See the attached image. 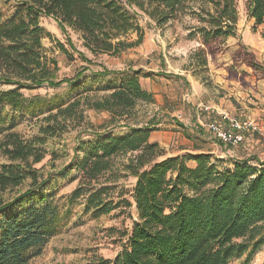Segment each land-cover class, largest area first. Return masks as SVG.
<instances>
[{
	"label": "trees",
	"instance_id": "obj_1",
	"mask_svg": "<svg viewBox=\"0 0 264 264\" xmlns=\"http://www.w3.org/2000/svg\"><path fill=\"white\" fill-rule=\"evenodd\" d=\"M9 1L18 6L11 17L0 15V85L12 87L0 92V264H30L41 257L80 201H84L83 214L94 218L130 208L119 185L127 177L136 179L132 199L139 220L113 260L100 258L89 264H230L244 257L249 263L264 246V163L256 168L249 163L251 159L229 169L211 154L165 157L159 145L150 141L153 121L96 142L78 165V186L58 197L48 192L51 176L44 178L43 168H34L45 159L48 140L61 137L71 125L80 126L87 111L107 113L112 124L129 122L139 103L154 104L155 97L142 87L138 72L128 71L102 97L88 90L55 106L52 99L23 94L45 86L78 88L90 70L82 67L74 79L59 78L58 62L42 43L50 34L40 26L41 17L53 19L64 33L79 34L83 48L94 57H118L142 44V15L162 28L190 14L199 22L190 37L200 44L192 59L205 70L209 59L238 36L236 1ZM247 16L255 22L254 28L263 25L264 0H248ZM58 47L73 60L63 44ZM78 54L92 65L83 53ZM246 57L249 67L260 70L250 54ZM110 74L104 70L98 76ZM8 109L43 122L39 136L26 140L16 132ZM128 155L127 162L117 166V160ZM2 159L7 161L2 163ZM27 182L24 191L21 188ZM7 195L12 196L8 199Z\"/></svg>",
	"mask_w": 264,
	"mask_h": 264
},
{
	"label": "rangeland",
	"instance_id": "obj_2",
	"mask_svg": "<svg viewBox=\"0 0 264 264\" xmlns=\"http://www.w3.org/2000/svg\"><path fill=\"white\" fill-rule=\"evenodd\" d=\"M235 1L239 13L238 36L230 38L224 51L209 59L205 70L198 68L192 59L200 44L197 38L190 37L191 29L199 25L198 20L190 14L183 15L162 28L142 15L139 18L144 31L142 44L118 57H94L83 48L79 34L69 30L64 33L53 19L40 18V26L50 34L42 43L49 55L58 62L59 78L74 79L82 67H90V70L79 81L78 88L66 84L60 88L45 86L35 91H23L26 97L52 99L53 104L58 106L88 90H91V95L106 96L110 93L105 90L110 89V85H114L120 74L127 71L138 72L142 87L155 97L154 104L139 103L129 122L122 120L112 124L107 113L87 111L80 126L71 125L61 137L49 139L45 145V159L34 166L35 169L43 168L44 178L51 176L48 192L52 190L58 197L70 194L81 180L78 165L91 147L109 136H122L128 131L123 129L128 124L131 128L133 125L145 127L153 121L162 122V131L153 129L157 132L156 143L165 157L211 154L215 159L223 160L222 166L229 169H233L236 162L251 159L249 163L256 168H259V163H264V130H245L243 144L232 147L219 143L208 129L210 123L221 121L218 113L228 114L240 123L251 122L259 129L264 128V24L254 28L255 22L247 16L248 0ZM17 6L14 1L0 0V15L3 18L11 17ZM248 34L258 40L259 45L255 49L244 42L249 39ZM132 39L136 40V36ZM58 43L63 44L68 54L73 56L72 61L60 51ZM240 44L248 51L246 54L241 50ZM78 52L91 60L92 65L83 62ZM248 54L253 57L260 70H254L244 62ZM104 70L111 74L99 77L98 73ZM11 89L12 87L0 85V92ZM8 112L14 119V130L22 137L30 140L39 136V128L43 122L38 118L12 112L11 109ZM206 114L210 117L216 115L217 119L206 118L204 121ZM194 116H199L203 124L194 125L191 118ZM128 158L129 155L118 159L117 166L127 162ZM6 161L1 160L2 163ZM188 166L194 167L195 164L189 163ZM135 183L134 177L120 180L119 185L124 188L126 199L132 206L120 208L109 216H86L83 214L84 201L76 204L66 227L51 238L42 256L30 264H89L100 258L113 260L126 244L125 235L130 234L134 223L139 220L132 199ZM28 186L29 182L21 189L25 191ZM11 196L6 197L9 199ZM230 264H264V246L249 263L244 257Z\"/></svg>",
	"mask_w": 264,
	"mask_h": 264
},
{
	"label": "built area",
	"instance_id": "obj_3",
	"mask_svg": "<svg viewBox=\"0 0 264 264\" xmlns=\"http://www.w3.org/2000/svg\"><path fill=\"white\" fill-rule=\"evenodd\" d=\"M208 111V109H206ZM221 121H214L208 125L209 131L215 136L219 143L227 146L237 147L244 142V131L261 132L254 123H240L236 119L230 118L228 114H220Z\"/></svg>",
	"mask_w": 264,
	"mask_h": 264
},
{
	"label": "crops",
	"instance_id": "obj_4",
	"mask_svg": "<svg viewBox=\"0 0 264 264\" xmlns=\"http://www.w3.org/2000/svg\"><path fill=\"white\" fill-rule=\"evenodd\" d=\"M249 35V39H245L244 40V42H246L245 44L247 45V46H249V47H251L252 49H255L256 47H258V40L256 39V38H254L253 37V35H251V34H248ZM220 111H221V109H219ZM219 111V112H220ZM219 114H221V113H218L217 114V116H219ZM192 118V121L194 122V125L195 124H197V123H199V124H203V122H202V120L201 119H199V116L198 117H191ZM206 118H209L210 120H215V119H217V117H216V115L215 116H213V117H210V115H205V118H204V121H206L205 119ZM156 123H158L157 125H156ZM155 123V125L154 126H152L151 127V129L152 128H155L156 130H158V131H162L161 130V127H163L164 128V126H163V124H162V122H156ZM130 126V124H128V126H126L125 128H123V129H125V130H127L128 129V127ZM140 126H142V127H144L143 125H140ZM166 127V126H165ZM171 127H174V126H171ZM185 128H187V127H185ZM157 132H152V134H151V137H150V141L152 142V143H156L157 142V137L155 136V134H156Z\"/></svg>",
	"mask_w": 264,
	"mask_h": 264
}]
</instances>
